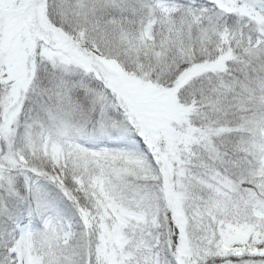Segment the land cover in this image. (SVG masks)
<instances>
[{
	"label": "snow or ice",
	"instance_id": "snow-or-ice-1",
	"mask_svg": "<svg viewBox=\"0 0 264 264\" xmlns=\"http://www.w3.org/2000/svg\"><path fill=\"white\" fill-rule=\"evenodd\" d=\"M0 264H264V0H0Z\"/></svg>",
	"mask_w": 264,
	"mask_h": 264
}]
</instances>
